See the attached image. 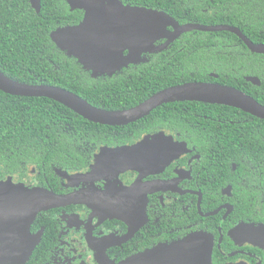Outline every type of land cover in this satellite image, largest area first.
<instances>
[{"label": "flooded vegetation", "instance_id": "1", "mask_svg": "<svg viewBox=\"0 0 264 264\" xmlns=\"http://www.w3.org/2000/svg\"><path fill=\"white\" fill-rule=\"evenodd\" d=\"M58 1L65 8L59 16L64 23L56 28L76 25L83 19L84 9H72L67 0ZM120 1L123 5L164 13L180 26L228 24L206 23L214 14V0ZM164 29L168 34L174 31L172 24ZM194 32L221 31L194 29L180 32L171 40L158 36L151 44L153 50L140 52L135 63H128L112 75L92 77L91 71L85 70L75 57L59 50L75 59L90 77L105 80L119 74L128 75L131 69L144 66L158 70L166 66L179 69L185 58L195 63L211 62L212 45L207 43L210 39L203 36L206 39V49H203L202 44L197 43V37L202 35ZM197 54L206 57L197 59ZM123 55H128V48L123 50ZM210 76L215 77L213 73ZM198 103L167 102L125 125L85 129L83 137L75 139L72 145L83 158L81 168L52 167L48 172L36 164H18L11 173L0 176V180L9 177L13 183L26 188L42 187L63 195L78 194L71 202L39 211L17 240H11L15 238L12 233H2L0 245L10 241L8 245L16 249L17 255L7 264L119 263L134 254L171 244L199 231L211 236V264H264V249L246 240L244 229L264 224V159L252 160L240 150L236 153L238 162L235 161V154L228 151L227 144L218 143L216 136L207 137L208 132L216 131L207 129L214 118L210 113L193 111ZM161 108L166 111L153 112ZM154 116L160 117L161 122H148ZM159 132L185 145L183 151L161 169H127L97 178H64L57 173L59 170L67 175L86 174L102 147L131 145Z\"/></svg>", "mask_w": 264, "mask_h": 264}, {"label": "trees", "instance_id": "2", "mask_svg": "<svg viewBox=\"0 0 264 264\" xmlns=\"http://www.w3.org/2000/svg\"><path fill=\"white\" fill-rule=\"evenodd\" d=\"M60 3L41 0V10L36 13L29 0H0L2 73L19 82L65 88L105 109H125L164 88L189 81L233 86L264 105V54L251 53L236 35L226 31L194 32L202 35L197 37V43L203 49L205 37L210 39L207 43L212 45L211 62L192 63L185 58L179 69L144 66L131 69L128 75L96 80L50 39V32L64 23L59 16L65 8ZM214 3V14L206 23H228L239 27L253 42L264 43V0H214ZM205 57L196 55L197 59ZM209 73L217 76L211 77ZM246 76H257L260 85L246 81ZM197 106L192 110L210 113L214 118L207 129L216 131L208 132L207 137L216 136L218 143L227 144L228 151L235 154V161L238 162L236 153L240 150L252 160L264 159V119L221 104L200 102ZM159 110L166 111L161 108L153 112ZM151 121L158 124L161 119L154 116L148 122ZM103 126L52 99L13 96L0 91V176L11 173L18 164H36L48 172L52 167L81 168L83 158L72 146L74 140L83 137L85 129Z\"/></svg>", "mask_w": 264, "mask_h": 264}, {"label": "water", "instance_id": "3", "mask_svg": "<svg viewBox=\"0 0 264 264\" xmlns=\"http://www.w3.org/2000/svg\"><path fill=\"white\" fill-rule=\"evenodd\" d=\"M29 2L36 12L40 11V0ZM67 2L72 9H84L83 19L76 25L56 28L50 33V38L58 49L65 51L67 56L75 57L85 70L91 71L92 77L112 75L128 63H135L140 52L153 50L150 48L151 44L158 36L171 40L180 32L194 29L230 32L252 53L264 54V43L253 42L233 25L190 23L180 26L164 13L123 5L120 0ZM167 24L174 27L171 34L165 32ZM126 48L128 55H123ZM245 80L255 85L261 83L257 76H246ZM0 91L13 96L49 98L88 121L112 126L134 122L163 103L186 100L226 105L264 119V105L255 98L233 86L216 82L189 81L173 85L154 93L133 107L122 110L99 108L65 88L19 82L1 71ZM183 146L185 147L183 143L174 142L170 136L159 132L146 135L131 145L102 147L86 174L67 175L65 171L59 170L57 173L64 178H97L109 172L118 173L127 169H161L183 151ZM77 197L76 193L63 195L42 187L26 188L13 183L9 177L0 180V235L12 233L15 238L11 240H17L28 230L39 211L66 204ZM244 229L245 239L264 249V224L249 225ZM6 239L10 240L7 236ZM9 242L5 241L0 245V264L13 262L17 256L16 249L9 246ZM103 264H211V236L200 231L193 232L171 244L158 245L119 263L105 261Z\"/></svg>", "mask_w": 264, "mask_h": 264}]
</instances>
